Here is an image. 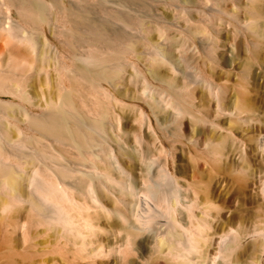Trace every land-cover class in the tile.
<instances>
[{"label":"bare ground","instance_id":"1","mask_svg":"<svg viewBox=\"0 0 264 264\" xmlns=\"http://www.w3.org/2000/svg\"><path fill=\"white\" fill-rule=\"evenodd\" d=\"M66 1L0 0V262L6 264L10 258L7 260L4 255L7 257L9 253H16L9 255L14 257L18 252L21 253L17 255L18 262L10 260V264H34L30 253L32 255L37 245L33 240L36 236L43 248L46 244V249L50 246L47 247V244L51 243L49 239L55 244L54 248L59 245L60 249L63 246L60 244L68 240L71 241L68 242L72 245L70 248H75L74 253H80L82 257L92 259L113 255L122 264L129 261L131 252L140 250L147 251L150 258L160 259L163 264H232L244 253L240 248L248 249V245L251 250L257 249L263 254L264 234L255 230L230 229L224 235L220 233L222 236L217 240L213 238L215 241L211 242L212 237L207 233L210 222L202 220L204 211L213 204L206 198L209 194H201V201L194 199V194L192 199V196L182 199L179 179L174 171L168 170L165 162L159 166L154 178L146 177L145 189L137 200L134 173L125 163L123 156L128 153L124 152L126 147L119 137L123 134L122 120L118 114L111 112L112 107L108 109L110 101L119 105L123 100L119 101L116 93L105 88L103 82L114 84L111 82L116 78L110 77L116 73L119 75L124 66L118 63V59L123 54L122 60H129L125 56L134 50L129 37L126 40L124 38L127 36L118 37L115 31L111 32L110 26L121 23L140 35L147 28L136 19V15V18L133 15L132 18H123L99 4L102 6L99 7L101 11L93 6L96 2L93 4L92 0H84V3L81 0ZM247 1L251 3L255 0ZM96 8L101 11L100 14L95 11ZM258 9L251 7V12L247 11L251 13H248L251 18L247 28L252 31L254 21H259V18L264 20V15ZM56 39L71 49L73 61L70 64L69 57H66L68 63L64 61L67 54L63 55L59 51L54 41ZM250 44L253 48L256 42ZM49 51L54 54L52 63L49 62ZM126 51L127 55H124ZM147 54L146 65L149 68L145 70L150 74L138 70L135 67L137 65L132 70H135L136 78L140 77L142 81L140 90L132 95L141 105L136 101L131 104L138 111L140 123L149 127L152 119L155 120L153 123L157 122L156 108L159 103L156 93L159 91L162 100L164 92L162 109L169 112V123L173 125V135L178 144H195L197 133L207 127L221 132L219 141H209L204 148L214 159L225 155L228 165L235 171L239 165L238 158H245L244 163L249 165L251 156L264 161V131L254 124L257 118L253 111L250 112L253 105L249 99H239L232 108L227 109L222 102V87L211 84L198 74L192 77L206 88L214 101L210 112L202 111L207 107L200 110L192 102L195 99L194 80L187 77L190 72L180 84H174L175 81L171 80L173 84L170 82L168 91L164 90L165 87L159 88L152 80L155 79L152 68L160 63L172 67V59L159 50L151 49ZM129 61L128 65L132 62ZM51 69L54 70V76ZM256 85V78H253L250 81L251 90L256 91ZM97 88L100 89L101 97L104 95L101 99L105 100L106 97V102L101 100V104L105 105H97L100 109L102 106L107 107L108 111L105 108L102 111H107L104 116L106 121L108 119L107 124L113 136L112 146L105 135L107 126L105 128L97 113L101 111L97 106L99 111L95 112L94 109L95 103L100 100L93 95V90ZM222 117L226 121L225 126L220 123ZM183 119L202 128L192 127L185 134L181 130L184 128ZM231 122L247 123L244 138L235 134L237 132L231 129ZM134 137L139 140L138 136ZM225 138L231 141L230 145L224 143ZM183 146H174L173 149H179L181 153ZM67 155L73 157L74 161L66 162L69 159L64 156ZM82 158H85L84 162L88 161L85 164L89 169L78 167V164L83 163ZM147 165L151 166L150 160ZM243 167L238 166L237 172L246 175L248 169L245 171ZM255 192L264 199V179ZM81 197L86 201L82 202ZM107 199H111L115 205L107 206ZM195 204L201 205L203 209L200 211L201 220L193 225L198 231L193 230L195 228L192 229L191 224L185 226L180 220V215L186 218V222L193 218V208L199 206ZM212 207L217 214L220 212L217 206ZM112 216L119 223L118 230H112L100 219L104 217L108 220ZM97 232H123L121 236L124 243L107 247L96 244L90 249H82ZM75 238L80 240V247L75 245L78 244ZM59 248L56 252L61 251Z\"/></svg>","mask_w":264,"mask_h":264},{"label":"rangeland","instance_id":"2","mask_svg":"<svg viewBox=\"0 0 264 264\" xmlns=\"http://www.w3.org/2000/svg\"><path fill=\"white\" fill-rule=\"evenodd\" d=\"M81 1H83L84 3V0ZM92 1L94 2H92L93 4H95L96 2V4L93 6H97L98 9L102 6L104 9V7L106 6V9L108 8V10L113 11L114 13H119L123 18H132L136 15V17L138 18H135L138 19L139 22H142L143 25H145L147 28L145 29L146 31L141 32L143 33V37L142 35L137 34L138 31L131 32L130 27L119 22L118 23L121 25H116L115 23L113 24V26H110L112 27V29L110 28L111 32L115 31L114 33L118 37L124 38L125 36H127L126 38H124L125 40L129 37V42L131 41L132 47L134 46V50H131L132 55H130L131 53L128 51H126L124 54L127 55L126 53H129V55L125 56V58H128L130 61L127 59L125 61L124 58L122 60L123 54L120 56L121 58L118 59L120 60V62L117 60L118 63H121L124 66L120 64L122 66V72L120 71L121 73H119V75L118 73H116L114 74V77H110L112 79L116 78V80H112L111 82L116 84H111L112 87H109L110 84L108 85V83L103 82L105 88H107L109 91L112 90L111 92L116 93V97L119 101L123 100L122 104L119 103V105L115 101H112V103L110 101L109 104L111 105L108 109L112 107L113 109H110L111 112L118 114V116H120L121 118L120 120H122L120 121V124L121 127L123 126V134H121V136L119 137L120 142L125 144L124 148H126L124 152L128 153L127 156H123V158H125V163L129 166V168L133 170L134 173V187L135 191L137 192V200L140 192L145 189L144 183L146 182V177L148 176L150 178H154L159 170V166L162 165V162L163 164L165 162V166L168 168V170L174 171V173H176L177 175V179H179L178 182L180 183L182 188L179 194L182 199H189L194 194L197 198L193 195L195 198L192 196L191 199L194 198L201 201V197L203 196V194H209L206 197L208 202L213 203L212 205L217 206L218 210L220 211L217 214L216 210L212 207L211 204H209L211 205L209 210L206 209L207 211H204L205 214L203 213L204 215L202 217V213H200V211L203 210L200 207L201 205L195 204L199 206H193L194 216L189 220V222H186V218L180 215V220L185 223V226L191 224L190 227H193L195 228H192L193 230L198 231L197 227H194L195 224H197L196 221H198L199 219L201 220V217L202 220L207 219L210 222L207 233L209 237H212L211 242L217 240L219 236L221 237L222 235L230 231V229L232 231L239 229L243 231L255 230L259 234H264V199L255 192L264 179V161L260 160L256 156H251L249 162L252 167H250L248 163H244L246 162L243 160L245 158H238L239 165L237 163L236 164L239 167L244 166L242 168L244 170L248 169L247 171L245 170L246 175L241 172L238 173V166L235 171L234 168L228 165V157L226 158V156L223 155L218 159H214V157H211V154L206 152L204 149L209 144V141H219V135L221 132L217 129L210 130L207 127H203V129H200L202 128L200 125L194 123L191 124V122H189L187 119H185V122L183 119L182 123H184L182 124V127L184 128H181V130L183 133L188 134V132H190V128H199L200 132L196 135L197 142L195 144L185 146L181 145L180 143L178 144V142L175 141L176 139L173 135V125L170 124L171 121H169V112L166 111L167 109H162L164 108L162 105L164 104L162 103L163 98L165 99L164 92H162V100L161 96L159 95V91L157 92L158 96L156 93V100L159 103L158 108H160V106L162 107L160 108L161 110L156 108L157 111H155L158 112L157 114L155 113L156 115H158L157 122L153 123L155 120L152 119L151 126L149 127L147 126V124L139 122V116H137L139 115L138 111L131 106V104L135 103V101L137 104L139 103L134 97H132V95L140 90L142 83L140 77L136 78L137 74L135 75V70L132 71L134 68L133 66L137 65L135 67L138 70H141V72L144 73L146 71L145 74L149 75L150 72H147V68L149 67L148 65H146L148 62L146 60L145 54L150 52L151 49L159 50L164 55L170 56L173 64L171 63L172 67L169 66L170 68L167 67L168 65H165L163 63L154 65V67L152 68V76H154L155 79L152 80H154L153 82L157 87L159 86V88L161 87L162 89L165 87L166 89L164 88V90L168 91L170 89L171 83L173 84V82L175 81L174 84H180L182 80H184V77H186V74L190 72L187 77H191L194 80L193 97L195 99L194 101L192 100V102L198 109L202 110L207 107L202 111L210 112L212 110V106L214 105V101L212 100L210 95H208V91H206V88L200 86L201 84H199V82L193 78L199 74L206 80H208L211 84L219 85L222 87V102L227 109L232 108L233 104H235L236 101H239V99H249L250 103L253 105V110H251L250 112L253 111V113L255 114L254 117L257 118V120L254 121V124L257 127H261V129H263L264 131L263 18H259V21H254L253 31L247 28L248 20L251 18L248 16V13L251 12V7H256V9H258L259 7L258 10L264 15V0H255L254 2L251 1V3H253L254 5L251 4L250 1L249 4L247 0ZM101 1H103L104 3ZM99 4H102V6H99ZM100 9L101 11H103L102 8ZM99 10L97 11L96 8L95 11L100 14L101 11L99 12ZM248 10L249 12H247ZM250 14L251 13H249V15ZM124 26L128 28H125ZM123 27L125 29H123ZM54 41L57 45V48L60 49L58 50L63 53V55L65 53L69 55L67 56L65 54L66 56H64V61L68 63L70 59V64L73 61L71 49L66 45L64 46V43H62L61 40L56 39ZM252 41L256 42V45L253 47L255 49H253L252 45L250 44ZM69 49L70 52L68 51ZM48 53L50 55L49 62L52 63L54 54L52 53V51H49ZM117 56L119 55L117 54ZM66 57H69V59H67ZM130 57H134L135 59ZM50 58L52 59V61ZM144 60L146 61L144 62ZM123 61H125V63ZM127 61H132L131 64L129 63L130 65H132V68L130 65H128ZM51 63H49L50 66L52 65ZM51 72L54 76L53 69H51ZM132 72H134V74ZM154 73L156 74V76H159L156 77ZM243 74H246L247 77H245ZM117 75L119 77H117ZM130 77L132 78L130 79ZM253 78H256L257 82L256 91H253L250 88V81ZM158 80L161 81L159 82ZM163 81L165 83H163ZM93 92L95 99H100L99 103H95L96 105L94 104V109L96 110L95 112H97V110L99 111L100 109L97 104L105 105L106 103L101 104V98L104 95L101 97L102 94H99L100 89L97 88L93 90ZM98 94L100 97H98ZM3 97L6 99L9 98L8 95H3ZM105 100H102L103 103ZM139 105L141 104L139 103ZM200 106H202L203 108ZM104 108L106 109L107 107L102 106V109H100L101 112L97 113L100 116L101 122L105 124V128L106 126L108 128L105 129V135L106 137L108 136L107 141L109 145L112 146L114 144L113 136L111 134L110 128L108 127L109 125L107 124L108 119L107 121L105 120V114L108 110L106 109V112L102 111L104 110ZM102 116H104V118ZM101 117L106 122L102 121ZM186 122H188V124ZM225 122L226 121H224V117H222V119H220V123L225 126ZM246 124L247 123L243 122H231V129L234 128V132H237L235 134L237 136L238 134H240L239 137L244 138V128L246 127ZM144 125H146V127ZM187 125H189V128H187ZM158 127H160V129ZM161 127H163V129H161ZM155 128L157 129L155 130ZM151 131L153 132V134H151ZM134 136H138L139 140L137 141L135 139L136 137ZM212 139H214V141ZM224 143L226 145H230L229 143H231V141L225 138ZM174 146L175 148H179L178 146H183L184 150H181V153H179L180 150H174ZM65 157L66 159H69L66 162L74 161L73 157L69 158L71 156L67 155L64 156V158ZM149 160L151 161V166L149 165L150 167H148L147 165V161ZM82 161L83 163H81V165L78 164V167L89 169V167L86 165L88 161L86 160V162H84L85 158H82L81 162ZM240 174H242V176ZM206 191L207 193H205ZM254 192L255 194H253ZM80 200L82 202L86 201V199L82 197ZM114 205L115 204L111 199H107V206L112 207ZM100 219L103 223H107L112 230H118L120 227L118 221L114 216L110 217V219L108 220L104 219V217H101ZM122 233L123 232H97L95 235L90 237V241H88L89 244L87 242V244L83 246L82 249H84V247H86V249H90L92 247H95L96 244L107 247L113 244L116 245L122 242L124 243L123 237L121 236ZM220 233H222V235ZM34 238L33 240L37 245L35 246L34 251H32V255L30 253V256H32V259L35 262L34 264H122L113 255H109L105 258H102V256L94 257L95 259L92 258L93 260L85 256L82 257L80 256V253L79 255L74 253L75 248H70L72 247V245L71 243H68L71 242L68 240L62 242L64 244H60V246L63 245L61 246V249L58 247L59 245H56L57 247H55V249L53 246L54 243H52L53 241L49 239L52 244L48 241V243L50 244H47V247L49 245L50 246L48 247V249H46V244L43 248V245L38 243L40 241L39 238L37 236ZM213 238L216 239L214 240ZM78 240V238H75L74 240L75 243H78L75 244L76 246L80 245V240ZM206 245L208 246L207 243ZM249 246L250 245H248V249H245L246 247L240 248L241 252L243 251L244 253H241L238 261L233 262L232 264H264V253L262 254V251H259L257 249L251 250ZM57 248H59V251H61L56 252ZM242 249L247 250V252ZM5 253L8 254L9 252ZM11 254L13 256V254L16 253ZM11 254L9 253L7 257L4 255L5 259L9 257L10 260L17 261L16 258L19 257L17 255H20L21 253L18 254L17 252V255L14 257H10ZM128 259L129 261L126 264H141L143 263V261L144 264H163L162 261H159L160 259L150 258L149 253L145 250L131 252L128 255ZM10 260L9 262L7 261L6 264H10ZM56 260L58 262H56ZM0 264L4 263L0 262Z\"/></svg>","mask_w":264,"mask_h":264}]
</instances>
